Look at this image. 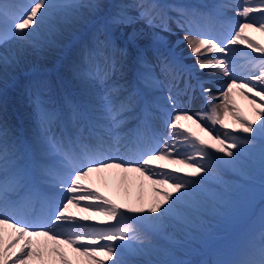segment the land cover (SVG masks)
<instances>
[{
	"label": "snow or ice",
	"instance_id": "snow-or-ice-1",
	"mask_svg": "<svg viewBox=\"0 0 264 264\" xmlns=\"http://www.w3.org/2000/svg\"><path fill=\"white\" fill-rule=\"evenodd\" d=\"M15 7L0 0V18L5 22L12 21V37L25 39L30 35L25 30L31 28V34H34L36 28L32 26L36 24L38 28L51 9L96 8L98 5H60L49 3L48 0H34L23 15L13 11ZM127 7V5L117 6L118 11L112 15L110 23L114 26L131 25L137 19H141L150 26H159L162 30H167L163 24L155 23L160 19L161 9L157 0H139L134 5L138 9L136 17L128 14ZM173 10L177 12L180 23L188 22L186 19L189 15L188 9L177 7ZM252 13H260L261 18L259 20L253 18L250 15ZM38 14H40L39 20H37ZM191 14H197L195 9ZM238 15L241 21L237 29L224 41L218 42L213 37L193 39L191 36H185L191 52L197 56L201 69L218 68L228 75L229 62L223 58L201 59L204 55L202 49L212 53H225L229 44L244 43L248 39L243 36L245 29L255 28L258 24L259 30L264 31V0H243ZM137 36V32L133 30L128 36V43L135 44ZM6 38L5 34H0V44L4 43ZM99 45L95 53L97 59L94 65L87 68L83 75L102 85V92L95 95L84 108L72 104L71 101L67 102L74 132L61 122L58 110L41 108L38 98L37 108L43 128L42 139L36 145L40 159L26 160L21 156L20 149L15 143L11 146V151L7 141L0 143V264H56V258H59V264H72L63 246L71 248L78 256L88 258L89 264H106L101 256L107 257L112 264H125L121 259L120 251L125 245L114 242L127 241L131 244L139 241L143 244L148 239L132 224L125 223L127 219L145 222L157 232L171 228L173 233L189 234L190 229L198 226L203 211V205L192 199L193 193L205 183L206 177L213 175L214 162L224 164L236 162L245 151L255 146L257 140L261 144V155L264 158V122L257 124L249 121L246 117H241L238 110H234L232 115L240 121V127L235 131L241 135H232L228 131L214 135L215 129L212 127L221 125L224 129L228 128L225 120L229 115V104H234L230 99L233 87L248 89L250 93L255 92L256 96L264 100V90L256 91L258 86H264V64L261 65L258 74L249 77V83L255 80L258 81V85L253 84L250 87L249 83L237 84L235 79L225 85L227 90L221 93L222 106H213L212 100H209V109L205 112L195 115L187 112L173 114L166 122L167 136L158 150L137 149L138 159L117 160L110 156L113 147L120 145L124 138L121 129L130 119L139 121L135 138L143 139V130H151L152 122L156 119V109L153 103H141L135 87L129 88L112 80L113 73L118 69L117 61L111 53L119 51L122 57H127V47L117 49L110 36H106ZM248 47H255L256 51L264 52V47L254 45L251 41H248ZM15 59V56L10 58L7 54H0V62L5 66ZM122 67L123 65L121 69ZM183 73L184 69L175 55L164 54L157 50L155 62L140 59L137 76L140 83L152 89L159 88L164 80H167L169 95L166 99L174 106L176 97L172 94V89H176L179 93L186 92L191 87L185 83L184 88H180ZM74 75L79 77L81 73L76 71ZM201 88L204 93L211 94L210 88H205L203 85ZM257 111L261 117H264V104L260 105ZM184 120L196 124L200 131L206 132L215 143H209L185 128L181 123ZM152 139L154 140L155 137L153 136ZM116 151H119L118 147ZM163 160H168L172 164H181L183 169L174 168L158 172L157 169L165 168V165L158 163ZM109 169L139 173L140 176L151 180L154 185L161 186L155 188L157 198L147 207L141 205L122 209L120 205L82 183L93 173ZM25 186H28L31 196L47 198V193L44 191L47 188L62 190L70 195L66 196L62 203L51 207L49 214L40 218V226L33 230L28 224L21 226L19 220L12 222L18 211L19 202L11 201L8 194L17 192ZM97 200L101 202L89 203L82 210L99 212L116 223L108 227L80 224L77 218L69 213V207L74 203L80 205L82 201ZM89 219L90 217L87 216L79 218L80 221ZM5 228L12 229V235L8 239L4 236ZM38 237L45 239L43 242L34 239ZM155 264H177V262L157 261ZM226 264H264V230L260 233L258 244L250 246L238 258Z\"/></svg>",
	"mask_w": 264,
	"mask_h": 264
},
{
	"label": "rangeland",
	"instance_id": "rangeland-1",
	"mask_svg": "<svg viewBox=\"0 0 264 264\" xmlns=\"http://www.w3.org/2000/svg\"><path fill=\"white\" fill-rule=\"evenodd\" d=\"M20 1H24L26 4H23ZM125 1L136 2L138 0H48L49 3L60 5L95 4L98 5V7L93 9L87 7L51 9L48 13L49 16L44 17L43 22L40 23L38 28L36 24L32 26L33 28H36L35 34H31V28L30 30H25L26 32L30 33V35H28L25 40L27 44L31 45L34 48V51L38 53V56H35V59L38 58L40 61H45L44 58H52L53 55L56 57H61L64 53L65 59L62 61V64L64 66L67 64L70 66L71 63L68 62L77 60L80 53L84 52V46H86L91 41H94L99 45L100 41H104L106 36H109V32L114 31L115 33L120 34L119 28L123 26H114L110 23V20L112 15L118 11L117 6H123ZM4 2L15 5L16 7L13 9V11H15L18 15H23L27 12L34 0H17V2L15 0H4ZM203 2H205V0L193 1L190 9L198 8L199 4L201 5ZM78 9L79 12L71 11ZM91 10H93V15ZM41 11L43 12V9ZM91 15L93 17L94 15H99L100 19L94 21L95 18H93ZM235 18H233V20L237 21ZM39 19L40 14H38L37 17V20ZM239 19L241 21L240 16ZM49 22H51L52 25H49ZM11 24L12 21L9 20L5 22L2 18H0V27H3L0 29V34L4 32V34L7 36L6 40L9 38L8 35ZM131 25H129L128 28H125L129 29ZM230 28L231 36L234 32V29L233 27ZM62 29L65 30L61 32L60 30ZM87 29H89L88 32L86 31ZM83 31L87 32L84 37L85 39H80L79 41L77 40L78 42L75 41L69 47V43L66 45L68 40L77 39L79 36L78 34L83 36ZM38 37H41V39ZM11 38H15L17 40L20 39L19 37ZM52 39L54 41H52ZM59 39L61 40L58 41ZM73 40L71 42H73ZM19 41L26 44L22 39ZM113 41L115 44H117V46H121L122 48L127 47L129 51L127 57H122L120 52L115 53L114 57L119 61L118 64L129 65V62L132 58V53H130V51L134 52L132 44L127 43V41L125 44H123L122 41L118 40L117 36L113 37ZM64 43L65 47H68V49L63 47ZM260 44L261 43H259V45ZM37 48L42 51L50 50L53 55H51V52L41 53ZM146 52L147 54L150 53L148 50ZM230 53L231 57H228V62L232 76L229 75L227 78L228 82H232V80L235 79L236 82L239 83H249V77L258 74L259 71H261V65L264 64V53H257L255 51V47L250 48L248 46L245 47L244 45L243 47L232 46ZM121 58L122 60L120 61ZM84 59L85 61H88V55H85ZM54 62L55 60L51 59V61H49L46 66L54 67ZM66 68L67 67H62L61 69L62 71L67 72ZM73 77L76 78L77 76L74 75ZM23 78L24 77L18 79L17 82ZM37 81H40L43 84H35ZM27 82L29 83V86L24 85L23 88L29 93L30 98L33 100H37L41 96H44V94L48 93V90L50 89V80L45 76H42L40 79L38 77H33ZM253 84L258 85V81L252 80L249 83L250 86ZM67 89L68 88H66L64 85L63 91ZM262 90H264V86H258L256 88V91ZM6 94H11L14 99L16 95H21L23 97V93L19 90V87H16V89H5L3 93H0V98ZM252 98L257 103L264 104V100H261V98L257 97L255 94L252 95ZM3 101L7 103L6 97ZM26 103L29 102L26 101ZM6 109L8 108L6 107ZM238 122L240 123V121ZM182 124L184 123L182 122ZM214 129V135L217 133L230 131L228 128L224 129L221 125H217V127ZM231 134L237 136L241 135V133L236 131L232 132ZM257 148L259 150H256ZM181 155H183V153H181ZM237 162V167L242 168H240V171L238 172L235 171L237 176H230L229 179H224L222 177L223 174H227L226 169H228V167L221 162H214L212 182L210 179H207L208 182H205L203 185H201L200 189L202 191L205 189L206 191L210 190L206 192L208 194L213 191L212 189H216L217 193L212 194L211 198L204 195L205 191L203 193L200 192V190V194H197L198 197L201 195L202 199L206 198L204 201H201L208 205V210L210 212V216L207 221L208 223L207 225H201L198 221V226L190 229L189 234H185L190 248L189 251V248L185 249L178 245L167 244L170 249L168 256L170 254L171 262H177V264H200L202 261H205L206 264H226V262L238 258L250 246L259 243L260 233L262 230H264V208L255 222L252 221L249 226L243 228L244 222L247 220V218H249V216L253 214L256 203L264 195V158H262L261 155V144L259 140L255 142L254 147H251L245 151L244 154L239 157ZM230 172H233L232 169ZM226 176L228 177V175ZM217 180H221V182L226 186H224V188H219L216 183ZM87 216L98 221L102 219L101 216L95 217L91 216L90 214H87ZM232 234H234V236H232ZM146 253L151 256H155V253L151 250H147Z\"/></svg>",
	"mask_w": 264,
	"mask_h": 264
},
{
	"label": "bare ground",
	"instance_id": "bare-ground-1",
	"mask_svg": "<svg viewBox=\"0 0 264 264\" xmlns=\"http://www.w3.org/2000/svg\"><path fill=\"white\" fill-rule=\"evenodd\" d=\"M212 1H214V4L217 7V10L220 13H222L221 15L224 16L225 18L237 17L238 11L240 8L239 3L241 2V0H212ZM221 5H224V8H225L224 10L222 9ZM49 25H52V23L49 22ZM1 28L3 27H0V29ZM137 29H142V27L140 25L137 27L134 26L132 27L131 30L132 31L135 30L137 32ZM9 30H10L9 35H8L9 38L0 46V54H7L10 58L12 56H15L16 59L13 60L12 63L8 64L7 66H5L3 62H0V93H3L5 89L13 88L15 84L17 83V80L22 77H25L29 72H35V73L43 72L45 69H47L43 61H40L38 58L35 59V56H38V53L34 51V48L32 46H28L27 44L22 43L21 41L17 39L11 38L12 37L11 28ZM63 30L65 29H62L60 31L62 32ZM254 31L255 30L250 29V28L245 29V32H244L245 36L253 40L258 38L259 41L263 44L260 47H264V32L260 31V33H258V31L256 30L254 34ZM52 41L54 40L52 39ZM184 48H185L184 55L193 54L191 52V49L188 43H186ZM202 52L204 53V55L207 56L205 59L215 58L216 55L218 54V53L207 52L204 49H202ZM194 59H195L194 57L190 58L189 61L192 62L194 61ZM61 74L63 76L64 81L67 84V86L65 87L68 88L67 89L68 92L74 97L82 95V96H90L92 99V97L102 92L100 87H97L96 89L91 91L89 90V88H87V86H84L83 83L80 84L78 82L70 80L66 76L68 74V71L64 72L61 69L60 75ZM212 76L214 77L215 75H212ZM198 79H202V81H206L207 79H212L214 81L212 77L207 76V75H202L198 77ZM65 91H62V92H65ZM247 91L248 89H241L239 87H233L232 92L230 93V99L234 102V104H232L233 105L232 107L238 110L243 115V117H246L249 121H254L257 124L261 123L263 122V117L260 116L259 112L257 111V108L263 103H257L256 101H254V99L252 98V95L255 94V92L250 93L248 91L247 93ZM210 97L212 98L213 106L223 105L221 103L216 102V100H218L219 98H222V95L220 92L217 94L211 93ZM14 102L16 105L15 110L18 109L19 116H20L19 117L20 121L17 124V129L20 132L25 133V139L22 138L25 144L24 145L20 144L17 146L20 149V154L23 155L26 152V157L24 159H26L29 155L31 157H35L36 160H39L40 153L36 149V145L40 142L43 136V128H41L42 124L40 121L39 112L37 110L35 114L32 109L31 104L26 103V101L21 95L19 96L16 95ZM64 104H65V96L61 95V91L58 90V88L56 87V96H55V103H54L55 108H50L49 110H58L60 112L61 122L64 125H66L68 129L70 130L72 129L71 122H70V114L65 109ZM234 108H231V106H229V115L225 120V122L228 124L232 123L233 120L237 122L236 117H233V115L230 114V112L234 110ZM45 110H48V109H45ZM187 124L190 125V128H191L190 130L192 132H195L197 135L201 136L209 143H215V141L206 132H201L196 124H193L189 120H187ZM19 139L20 138H18V140L16 141L21 142ZM0 143H2V140H0ZM24 148H25V151H23ZM130 148H131V145L129 144L128 140H124V139L121 140L119 149L128 151ZM217 155H223V154L217 153ZM173 158H177V157H173ZM158 163L165 165L164 169H157L158 172L171 170L174 168L183 169V165L172 164L168 160L159 161ZM237 163L238 162L236 161L232 164H224V163L223 164L227 165L230 169H232V171L238 172V170L240 171V168L242 167H237ZM184 171H187V169H184ZM207 178L209 177H206L205 181L207 180ZM82 183L87 188L101 193L104 197H107L108 199L113 201L115 204L120 205L122 209H126L129 207H139L141 205H143L144 207L149 206L150 203L154 199L157 198L158 194L156 193L155 188L161 187L159 185H154L151 180L147 179L146 177L140 176L139 173H135V172L125 173L119 169H109V170H105L104 172L93 173L90 177L83 180ZM51 190L53 191V194L50 196H47V198L37 197L36 204L40 203L39 208H36V205L33 204L32 201H29L28 199L24 200V207L27 211V216L25 217L28 220L25 223H28L29 225H34V219H37L39 217L42 210H45V209L48 210L47 214H49L51 207H53L55 204L62 203L64 201V198L70 195L69 193L64 192L62 190H58L54 188H52ZM200 190L201 189L199 188L195 193H193L192 199H194L197 202H200L203 205V211L201 213V219H202L201 221L202 223H206L207 219L209 218L210 212L208 210L206 203L198 199L197 194H200V192L206 191V190L204 191L202 190L200 191ZM212 192H216V191L213 190ZM15 195H16V192H15ZM41 202H42V205H41ZM100 202L101 201L99 200L82 201L80 205H76L74 203L72 206L69 207V213L75 216L80 224H85V225L96 224V226L99 225L101 227H108L111 224L116 223V221L110 220L109 217L99 212L82 210L89 203H100ZM87 214H90L91 216H95V217L101 216L104 218L101 219L100 221L94 220L92 219V217H90L89 220H85V221L79 220L80 217L87 216ZM131 215L132 214H129V216ZM16 220H19V219L15 218L12 222L15 223ZM101 221H107L108 223L101 224L100 223ZM125 222L132 224L133 227L136 228L139 233L147 236L148 238L147 242L143 244H141L139 241H134L131 244H128L127 241H124V242L115 241L114 242L118 245L119 244L125 245V247L120 250L122 252L121 259L125 262V264L126 263L128 264H149V262H153V264H155V262L157 261H168L170 260V254L168 256V252L170 251V249L167 244L178 245L185 249L189 248L185 234L173 233V230L171 228H168L163 232H157V231L152 230L145 222L134 221L132 219H127ZM23 225L24 223L21 222V226ZM32 229L35 230V227H33ZM148 233H151V234H148ZM11 235H12V229L5 228L4 230L5 239H8ZM34 239H36L37 241L43 242L45 238L38 237ZM101 243H105V241H101ZM63 247H64V250L67 252L68 259L72 261V264H89L88 258L78 256V254L74 253L72 249L68 248L67 246H63ZM147 250L153 251L155 253V256L153 255L151 256L147 254L146 253ZM101 259H104L106 261V264H112V261L109 260L105 256H101ZM56 264H59V258H56Z\"/></svg>",
	"mask_w": 264,
	"mask_h": 264
}]
</instances>
